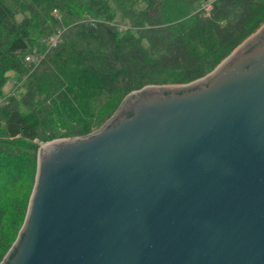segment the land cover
Segmentation results:
<instances>
[{
  "label": "water",
  "instance_id": "1",
  "mask_svg": "<svg viewBox=\"0 0 264 264\" xmlns=\"http://www.w3.org/2000/svg\"><path fill=\"white\" fill-rule=\"evenodd\" d=\"M0 264H264V21L201 77L38 145Z\"/></svg>",
  "mask_w": 264,
  "mask_h": 264
},
{
  "label": "trees",
  "instance_id": "2",
  "mask_svg": "<svg viewBox=\"0 0 264 264\" xmlns=\"http://www.w3.org/2000/svg\"><path fill=\"white\" fill-rule=\"evenodd\" d=\"M141 1L0 0V97L6 72L26 76L0 102V179L29 183L9 213L0 200V260L24 216L39 143L92 131L126 92L203 76L264 21V0Z\"/></svg>",
  "mask_w": 264,
  "mask_h": 264
},
{
  "label": "rangeland",
  "instance_id": "3",
  "mask_svg": "<svg viewBox=\"0 0 264 264\" xmlns=\"http://www.w3.org/2000/svg\"><path fill=\"white\" fill-rule=\"evenodd\" d=\"M130 4H133L135 7L139 6L141 7L143 5L141 0H128L127 6H130ZM207 6V2L204 4L203 7ZM16 18H18L17 15H15ZM117 23L120 24V20L116 19ZM56 34H52L45 42H48L49 45H52L51 42L55 39ZM7 78L6 81L3 83V88H2V96L0 97V102L3 101V99L10 98V96L21 93L24 90L23 83L26 82V76L25 75H19L18 73H13V72H6ZM76 78L79 80L76 76ZM33 140V139H32ZM35 141V140H34ZM41 144V143H39ZM27 176H21L18 178V180L14 181H9L6 178H2V183L4 186H2V192H0V200L6 205V209L9 213L11 210L10 207L12 205H15L14 200L15 199H20L22 196H25V193L27 191V187L29 185L28 181L26 180ZM29 191V189H28Z\"/></svg>",
  "mask_w": 264,
  "mask_h": 264
},
{
  "label": "built area",
  "instance_id": "4",
  "mask_svg": "<svg viewBox=\"0 0 264 264\" xmlns=\"http://www.w3.org/2000/svg\"><path fill=\"white\" fill-rule=\"evenodd\" d=\"M55 39H56V37H55ZM55 39L51 42V44L53 45V42L55 41ZM25 59H27V57H24ZM32 61H34V60H32Z\"/></svg>",
  "mask_w": 264,
  "mask_h": 264
}]
</instances>
